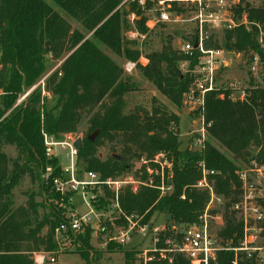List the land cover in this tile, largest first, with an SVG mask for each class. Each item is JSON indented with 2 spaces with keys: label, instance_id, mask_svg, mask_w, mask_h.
Returning a JSON list of instances; mask_svg holds the SVG:
<instances>
[{
  "label": "trees",
  "instance_id": "1",
  "mask_svg": "<svg viewBox=\"0 0 264 264\" xmlns=\"http://www.w3.org/2000/svg\"><path fill=\"white\" fill-rule=\"evenodd\" d=\"M52 2L64 15L45 0H0V264H34L32 252L55 254V230L68 221L70 203L68 196L53 185V178L61 175L60 163L56 156L46 157L43 134L60 139L64 134L75 133L83 112L89 117L85 133L78 137L82 141L76 159L78 171L97 172L102 180L130 171L132 158L142 154L149 158L158 152H164L172 163L170 177L165 180L172 182L171 193L159 196L157 189L145 186L137 192L125 189L118 194L125 213L142 215V222L162 213L177 223H197L208 200L206 192L193 187L201 177L198 163L202 162L205 168L216 172L214 191L225 199L223 227L217 235L223 244L237 245L242 226L230 208L241 192L235 172L239 160L264 166V86L250 75L241 100L230 99L225 89L207 93L204 118L210 126L204 148L201 152L180 149L176 128H169L170 124H178L176 114L160 106L152 107L150 112L139 108L124 112V97L133 90V83L129 77H122L119 65L99 47L101 44L125 60H138L140 50L134 48L135 39H126L123 32L136 31L147 37L144 11L152 1L144 0V8L138 0L129 1L126 6L122 0ZM173 9L183 10L176 3ZM233 11L238 17L244 13L248 25L241 23L226 30L224 46L241 54L246 62L258 56L263 71L264 0L258 6L240 0ZM130 14H134L131 22ZM64 16L78 21L86 34L72 30ZM206 45L218 47L212 42ZM48 57L63 59L45 82V89L53 95L52 102L47 104L35 90L23 103L15 104L18 95L45 72ZM145 58L147 63L138 65L141 74L172 104L180 106L191 77L188 72L180 73L177 63L189 60L188 69L192 68L196 52L184 55L173 49L168 39L159 51H152ZM95 132V138L89 140ZM114 142H120L119 152L112 147L107 158H99L98 148ZM3 145L15 146L17 156L8 158ZM25 175L38 184L43 200L36 202V193L31 191L26 204L15 207L13 189ZM106 199L98 196L95 205L106 206ZM261 204L264 205V198ZM45 207L48 211L39 213V208ZM65 234L79 246L81 257L89 261L91 230L85 227L80 232L67 230ZM109 247L123 254L124 264H135L139 254L136 248L115 244ZM232 258L231 250H220L215 264H231ZM44 264L50 263L46 260ZM146 264L190 263L176 254L170 261L154 258ZM240 264L255 262L242 260Z\"/></svg>",
  "mask_w": 264,
  "mask_h": 264
},
{
  "label": "built area",
  "instance_id": "2",
  "mask_svg": "<svg viewBox=\"0 0 264 264\" xmlns=\"http://www.w3.org/2000/svg\"><path fill=\"white\" fill-rule=\"evenodd\" d=\"M127 1V0H125ZM133 1V0H128ZM152 6L144 11L147 17L145 25L148 31L157 24H165L180 19V14H175L172 19L173 4L177 6L185 5L193 9V16L190 20L194 24L192 36L182 42L178 52L192 56L196 52V62L192 68L187 67L191 81L182 95L181 105L192 116L191 122L196 125L190 137L186 141V147L189 150L201 152L207 139V123L204 118L205 96L207 93L218 89L229 91V98L232 100L243 99L248 85H243L241 80H223L225 69L228 67V51L222 47H208L206 44L211 41L209 30H231L241 22L248 25L245 14L241 17L234 14L233 9L239 4L240 0H151ZM138 4L144 8V0H138ZM134 19V14H130ZM131 20V21H132ZM260 29V28H259ZM261 31V30H260ZM133 38L144 37L136 31H131ZM196 43V47L194 44ZM239 55V53H238ZM189 60H184L188 65ZM147 59L140 56L138 60H125L122 64V71L131 73L138 65H145ZM260 69L258 56H253L249 61V71L256 74ZM45 78H42L33 85L31 89L24 94L22 98L28 95L33 89L40 90L41 95L49 97L45 90ZM222 97V94L219 95ZM63 139H56L53 136L43 134V143L45 146L46 157L55 156L54 147H59L65 151V156L69 160V165L62 167L60 165V177H54L52 182L61 194L68 196L70 206L68 208V221L61 223L55 230L54 239L59 247L67 246L65 240L68 236L67 230L80 232L85 227L91 226V233L104 234L106 242H114L118 245L127 244L134 236H139L143 248L142 261L144 264L152 261L154 258L171 260L173 255L179 254L186 258L190 264H215L216 253L220 250H231L233 258L231 264H240L242 260H253L255 264H264V205L261 200L264 193L261 186L263 181H257V178L264 179V166L251 161V164L243 169L236 170L235 174L240 181V194L237 201L230 207L235 212V218L241 223L242 235L237 245L230 247L223 244L218 235H213L208 221L209 208L212 203L221 205L225 199L215 193L214 179L216 174L214 170L205 168L204 164L198 163L201 169V177L193 185L196 189L208 194V201L204 211L198 217V222L185 225L183 227L177 224L169 227L159 226L151 221L142 222V215L127 214L120 207L118 194H115V202L108 203L106 206H96L98 195L94 188L99 184H105L109 188H114L118 192L120 187L129 185L132 192H137L140 186L152 187L159 191V196L170 194L173 190L171 181H165L170 177L172 163L164 153H157L151 159L143 160L144 170L148 175L155 173L159 181H136L132 176L122 179L99 181L95 172L84 171V176H79L76 163L78 150L73 146L75 137L64 135ZM50 168H46V173ZM256 178V179H255ZM81 192L83 198L88 196L86 202L89 212L83 216H78L72 204L73 194ZM184 199V196L181 195ZM91 215H94L92 219ZM122 219V220H120ZM122 221V223H121ZM112 226L106 228L105 223ZM117 222V223H116ZM139 252V254H140ZM46 260L53 264L54 257H47L44 253L34 255L35 264H44Z\"/></svg>",
  "mask_w": 264,
  "mask_h": 264
},
{
  "label": "rangeland",
  "instance_id": "3",
  "mask_svg": "<svg viewBox=\"0 0 264 264\" xmlns=\"http://www.w3.org/2000/svg\"><path fill=\"white\" fill-rule=\"evenodd\" d=\"M45 1L49 3L53 7V9L61 12L59 8L52 2V0H45ZM245 1H247L252 6H258L261 0H245ZM128 2H129L128 0L127 1L122 0L121 4L126 6ZM181 8L183 9L181 12H178L173 9L171 13L172 19L175 18V14H180L179 20L177 19L176 21L168 22L165 24H157L156 26H154V28L148 31L149 33L147 37L144 36L143 38L142 37L133 38L130 34L131 30L123 32V36L128 40L135 39L136 45L134 46V48H138L140 50V56L145 57V55H147L148 53L152 51H159L162 48V46L167 42L168 39L171 42L172 48L175 50H178L180 44L188 40L192 36L193 31H194V24L190 20V18L193 16V9L185 6L184 4L181 5ZM61 14L64 15L63 12H61ZM130 16L131 15H129L128 19L131 22L132 19ZM64 18L70 24L72 30L75 29V30L80 31L83 34H86L85 30H83V28L81 27L78 21L68 16H64ZM239 24H241V22ZM225 31L226 30L221 31L217 29L209 30V33L211 34L210 42L216 43L218 47H222L228 51L227 58H228L229 65L225 69L223 80H227V81L235 80V79L241 80L243 81V85H247L249 81V77L251 75L254 78V81H256L260 86H264V71H261L259 69L256 74L250 72L249 62H246V59H244L241 56V54L238 55L236 53H233L224 46V32ZM99 47L105 53L110 55L112 59L122 69V64L125 61V59L122 56H118L112 53L111 51L103 47L101 44H99ZM62 60L63 59L54 60L48 57L45 72L37 79V81H35L33 85H36L37 82L44 77H46L44 81L46 82V80L51 75V73L60 67ZM177 65L179 67L180 73L185 74L187 72L188 65L185 64L184 61H179ZM122 77H129L130 82H132L134 86L133 90L127 93L126 96L124 97V101H125L124 112L127 113L130 111H133L136 108L150 112L152 107L160 106L167 112L176 114L178 117V124L174 126H172L173 124H170L169 128L170 129L176 128V131L178 132L179 148L186 149L185 148L186 141L190 137L192 131L196 128V125L194 126V124L191 122V119H193V116L185 108H183L182 105L175 106L164 95H162L155 88V86L141 74V71L138 68V66L131 73L122 72ZM33 85H31L23 93H20L18 95L15 104L23 103L26 100V98L35 90L40 92V90L37 87L33 89L24 98H22L24 94L27 93ZM47 92L49 93V97H45V96L43 97L41 93H40V96L41 98L44 99V101L47 104H49L53 100V95L49 91ZM0 94H1V91H0ZM88 117L89 116L86 113L84 112L82 113L81 121L77 127V130L75 133L70 134L71 137L78 138L82 134L85 133L88 127ZM64 135H67V134H64ZM64 137L65 136H62L60 139H63ZM211 142L214 146H216L218 149L223 151L225 154H227L228 156H231V154L229 152L224 151V149H222V147L215 140H211ZM112 147L115 150V152L118 153L121 148V144L120 142H114L112 144L106 143L103 146L99 147L98 148L99 158L101 159L107 158L112 153V150H113ZM253 150L254 148H252V151ZM2 151L10 159H13L17 156V149L13 145H3ZM53 151L55 153V156L58 158L59 163L62 167L69 165V160L65 156V151H63L59 147H54ZM158 153H164V152H158ZM153 156L147 158L145 154H142L140 157L132 158L130 160V163L132 165L130 168V171L121 173L117 176H110L108 178L101 180L99 174L97 172L95 173L99 177V181H105L106 179H110L114 181L117 179L125 178L127 176H132L136 181H139V180L149 181L150 177H152L153 180L155 179L157 180L158 176L155 173L160 172L159 167H156L157 172L153 173L151 176L148 175L145 170H142L144 168L142 164V159L148 160V159H151ZM235 158L238 159V156L236 155ZM168 161L170 160L168 159ZM250 164H251V161L249 162V164L241 160L238 161L239 169L246 168ZM138 170H141L143 172L136 173V171ZM83 173H84V170L82 172L79 171V176L81 178L84 176ZM256 180L263 181L259 188H262L263 193H264V179L259 177ZM125 189L130 190V186L129 185L122 186L120 187L118 192H115L114 188H109L105 184H99L94 188V191L97 193L98 196L107 197L106 200L108 201V203H111V202L113 203L115 202V194L116 193L119 194ZM31 191H34L36 193L34 197L36 202H40L43 200V196L40 190L38 189V184L32 183L30 178L27 175H25L21 179L19 184L13 189L14 206L17 207V206L26 204ZM87 201H89L87 195L85 198H83L81 195V192H76L73 194L72 204L74 207V211L78 216H83L89 212V208L86 205ZM223 205L224 204L218 205L215 203H212L210 205V208L208 211L209 212L208 221L210 223V228H211V232L213 235H217L218 231L223 227V218H222V215L224 212ZM47 211H48L47 207L39 208V213H45ZM91 217L93 219L94 215H91ZM149 221H151L152 223L156 225H159V226L161 225L164 227H169V225H172V224L174 225L177 224L180 227L189 225L186 223L174 222L168 214H162V213L153 214ZM95 224L96 223H92L91 226L95 227ZM91 226H87L86 228L91 230L92 229ZM105 226L106 228L112 227L109 224V222L105 223ZM44 232L45 230H43L42 233L44 234ZM101 233L99 232V234H94V233L90 234L89 244L92 247V249L90 251L91 259H89V261H86L85 259L81 257L79 253V246L76 243L71 242L69 238L65 239L68 242L67 246L65 247H59V245L55 241V244H56L55 254L49 255L47 252L45 253L43 251H38V252H32L31 256L34 261L35 254L44 253L46 254L47 257H54L55 262L53 264H124L123 254L116 249H112V248L110 249V247L108 248L109 244H115V245H118V244L114 242H106L105 238L103 237L104 234H101ZM140 240L141 238L139 236H134L133 239H131L129 243L124 244V245H119V246H121L122 248H132L133 247V248H136L138 252H140L142 251V248H143L142 242L141 243L139 242ZM135 264H144V262L142 261L141 252L140 254H138Z\"/></svg>",
  "mask_w": 264,
  "mask_h": 264
},
{
  "label": "water",
  "instance_id": "4",
  "mask_svg": "<svg viewBox=\"0 0 264 264\" xmlns=\"http://www.w3.org/2000/svg\"><path fill=\"white\" fill-rule=\"evenodd\" d=\"M194 47H196V43L194 44ZM263 71H264V69H263ZM96 134H97L96 132L93 133V134H91V135L88 137V139L92 141V140L95 138ZM73 146H74L77 150H80L81 147H82V141H81V139H80V138L75 139V141L73 142ZM237 156H238V155H237Z\"/></svg>",
  "mask_w": 264,
  "mask_h": 264
}]
</instances>
